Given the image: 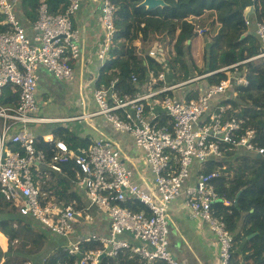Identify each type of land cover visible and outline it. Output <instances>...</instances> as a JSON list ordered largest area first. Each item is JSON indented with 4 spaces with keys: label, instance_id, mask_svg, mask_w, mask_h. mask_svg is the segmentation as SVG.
<instances>
[{
    "label": "built area",
    "instance_id": "built-area-1",
    "mask_svg": "<svg viewBox=\"0 0 264 264\" xmlns=\"http://www.w3.org/2000/svg\"><path fill=\"white\" fill-rule=\"evenodd\" d=\"M19 1L0 0L5 25L0 31V98L7 86L19 92V104L0 102V194L16 202L22 215L37 221L39 234L52 232L66 240L63 247L70 255L81 254L72 262L60 264H102L105 257L118 256L123 250L139 255L145 264H181L170 248L168 213L170 204L184 195L185 205L193 215L208 222L216 233L219 264H228L233 235L214 205L222 202L229 206L233 201L216 190L214 181L221 176L220 171L201 170L235 149L264 155L257 130L245 126L242 119L227 117L231 105L218 99L229 88L247 85L249 80L235 72L207 89L199 85L197 97L191 100L163 94L238 64L185 82L151 88L133 97L120 96L115 81L109 88H97L94 80L93 98L98 108L76 119L103 115L116 130L132 136L143 153L142 175L150 173L151 189L134 181L121 149L109 138L99 137L89 146L76 149L56 140L53 134L44 136L47 142L56 143L49 163L45 152L37 149V136L29 128L33 123L52 121L36 115L40 69L46 68L59 79L74 78L73 60L79 58L82 50L81 32L74 18L87 0H67V6L59 12H52L43 2L36 21L29 25L19 17ZM96 2L104 29L98 57L105 65L114 48L116 8L111 0ZM247 19L251 25L253 21ZM254 26L262 50L247 61L264 59V21L255 19ZM196 32L202 35L205 28L196 25ZM150 54L154 56L155 52ZM158 78L165 80L166 73L160 72ZM133 79L136 81V76ZM164 118L167 123L162 124ZM14 144L20 147L13 148ZM70 159L77 165V184L88 197L87 205L78 208L74 203L43 204L36 169L43 164L61 171L60 163ZM135 202L143 204V209L135 210ZM94 208L107 215V234L95 232L90 226L95 219L91 212ZM88 227L92 230L85 233ZM84 242L92 246L84 248Z\"/></svg>",
    "mask_w": 264,
    "mask_h": 264
},
{
    "label": "trees",
    "instance_id": "trees-1",
    "mask_svg": "<svg viewBox=\"0 0 264 264\" xmlns=\"http://www.w3.org/2000/svg\"><path fill=\"white\" fill-rule=\"evenodd\" d=\"M163 6L148 9L143 0H111L115 6L116 36L114 48L101 68L96 81L97 88H109L116 82L120 96H135L140 90H148L150 81L154 88L163 82L158 79L164 71L174 84L198 75L210 73L199 81L205 89L218 84L235 72L246 76L247 85L233 86L227 94L219 97L231 105L227 117H237L245 126L257 130V140L264 147V59L247 61L258 55L262 43L255 31V19L264 21V0H164ZM46 2L52 12L67 6V0H20L17 11L22 21L35 22L40 5ZM253 8L252 13L247 12ZM216 13L219 30L209 49V68L202 71L192 55L193 40L198 36L192 16L201 17L207 11ZM247 17L253 21L247 24ZM4 15L0 13V31L5 28ZM166 43L174 53L164 63L150 54L152 48ZM136 76V81H134ZM186 84L176 91L163 95L179 99H193L198 87ZM191 88H186V87ZM182 90V91H181ZM183 92H186L183 94ZM0 102L4 105L19 104V92L7 86ZM167 123L164 118L161 122ZM56 140L65 141L70 147L79 149L90 144L89 137H81L65 125L54 130ZM13 148H19L14 144ZM36 147L44 151L49 163L56 152V143L47 142L37 136ZM62 170L41 164L35 171V179L41 186L43 204L56 202L61 205L74 203L78 208L87 205L76 189L77 165L74 159L60 163ZM203 173L220 171L215 179L219 195L232 200L227 206L215 203L216 213L223 215L226 227L233 235L228 264H264V155H255L247 150L235 149L223 158L210 161L201 170ZM131 203H126L129 206ZM143 204L135 202L133 208L142 210ZM37 223L30 216L22 215L16 202L8 201L0 194V233L8 240L5 248L0 241V263L3 264H60L72 262L81 254L70 255L63 247L66 240L49 231L37 233ZM44 236L55 238L43 242ZM84 248L92 244L83 243ZM102 264H145L139 255L123 250L115 257H105ZM153 264H166L156 261Z\"/></svg>",
    "mask_w": 264,
    "mask_h": 264
},
{
    "label": "crops",
    "instance_id": "crops-1",
    "mask_svg": "<svg viewBox=\"0 0 264 264\" xmlns=\"http://www.w3.org/2000/svg\"><path fill=\"white\" fill-rule=\"evenodd\" d=\"M201 17H197V19ZM74 20L76 27L81 32L82 48L79 58L73 60L74 78L59 79L46 68L42 67L40 69L36 94L38 101L36 115L52 121L30 124L29 128L36 136L54 134V130L60 125H65L76 132L71 126L72 124L74 125L72 122L79 121L81 124V121L85 120V118L76 119L77 117L92 113L98 108L94 102L93 90L95 87L94 80L98 79L103 67L98 57V50L104 38V29L100 21V5L96 0L83 2ZM213 22H217L216 13ZM25 24L29 25L30 23L28 21ZM213 24L220 27L219 23ZM200 26L203 25L201 24ZM203 78L205 77L191 82L190 85H197L198 88L199 85L203 86L199 82ZM161 81L163 84L160 87L175 83V81H170L168 76ZM148 84V90H140L137 94L148 92L151 88H154L150 81ZM186 88L191 87L188 86ZM185 93L183 92V94ZM197 94L192 96V98L197 97ZM54 102H56L57 106H51ZM81 107L83 112L77 114ZM86 119L89 120L88 124L84 128V125L82 127L76 126L78 130L76 134L84 138L89 137L90 144L99 137L111 139L121 149L127 166L132 169L134 181L148 190L151 189L150 173L146 171V176L142 175L145 172V159L143 153L136 147L135 139L126 133L116 130L105 116L97 115ZM76 189L81 198L86 200L87 203L88 197L85 192L80 190L81 188H79L78 184H76ZM184 200L185 197L182 195L174 200L169 207V242L171 250L181 264H219V246L216 233L211 229L208 222L193 215L192 211L185 205ZM91 212L95 218L93 223L90 224L92 229L95 232L107 234L109 231L107 215L97 208L92 209ZM33 221L37 223L36 220L33 219ZM37 226L36 232L38 233L41 227L38 223ZM91 227L86 228L85 233L91 231ZM0 235L3 246L7 248L8 240L2 233ZM51 239L53 241L55 238L47 236L42 238L45 243L50 242Z\"/></svg>",
    "mask_w": 264,
    "mask_h": 264
},
{
    "label": "rangeland",
    "instance_id": "rangeland-1",
    "mask_svg": "<svg viewBox=\"0 0 264 264\" xmlns=\"http://www.w3.org/2000/svg\"><path fill=\"white\" fill-rule=\"evenodd\" d=\"M190 20L192 22H194V24H196V25L200 26L202 24L203 26H201V27L205 28V32L202 35H198L193 40L192 55L194 56L195 63L198 65V67L202 71H206L209 68V59H210L209 58V49H210V45L213 42L212 38L215 37V35L217 34V31L219 29V27H217V25L213 24V23L218 24L217 22H213V20H215V13L213 10L207 11L201 18L197 19V17L192 16L190 18ZM171 49L172 48L170 45H167L166 43H164V45H162L160 47L152 48L151 51L155 52V55H154L155 57L157 56L161 61H163L164 63H167V62H169L170 58H172V56L174 55V53L171 51ZM197 76H198V74H197ZM51 106H57L56 102H54ZM76 108L78 109L77 106H76ZM81 112H83L82 107L80 108V110L77 111V114L81 113ZM101 116H103V115H101ZM87 122H89V120L85 118V120L81 121V124L79 121H73L72 123H74L75 126L73 124L71 126L77 132L78 130H77L76 126L82 127L84 125L83 126V128H84L85 125L88 124ZM0 241L3 242L1 237H0Z\"/></svg>",
    "mask_w": 264,
    "mask_h": 264
},
{
    "label": "water",
    "instance_id": "water-1",
    "mask_svg": "<svg viewBox=\"0 0 264 264\" xmlns=\"http://www.w3.org/2000/svg\"><path fill=\"white\" fill-rule=\"evenodd\" d=\"M166 2L164 0H143L142 5H145L148 7V9L155 8L157 6H163ZM253 11V8H250V10L247 12V16H249ZM260 156V155H259Z\"/></svg>",
    "mask_w": 264,
    "mask_h": 264
},
{
    "label": "clouds",
    "instance_id": "clouds-1",
    "mask_svg": "<svg viewBox=\"0 0 264 264\" xmlns=\"http://www.w3.org/2000/svg\"><path fill=\"white\" fill-rule=\"evenodd\" d=\"M199 35V34H198ZM104 66V65H103Z\"/></svg>",
    "mask_w": 264,
    "mask_h": 264
},
{
    "label": "bare ground",
    "instance_id": "bare-ground-1",
    "mask_svg": "<svg viewBox=\"0 0 264 264\" xmlns=\"http://www.w3.org/2000/svg\"><path fill=\"white\" fill-rule=\"evenodd\" d=\"M1 236V235H0Z\"/></svg>",
    "mask_w": 264,
    "mask_h": 264
}]
</instances>
